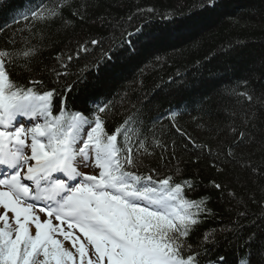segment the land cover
<instances>
[{"label":"trees","instance_id":"trees-1","mask_svg":"<svg viewBox=\"0 0 264 264\" xmlns=\"http://www.w3.org/2000/svg\"><path fill=\"white\" fill-rule=\"evenodd\" d=\"M206 3L0 0V50H35L10 76L38 92L29 81L56 87L68 113L89 116L92 103L107 102L105 132L124 125L134 149L146 143L141 172L187 180L195 190L186 199L205 198L185 255L238 264L264 246V0ZM38 6L58 15L34 18ZM141 27L158 39L136 45L129 34ZM59 108L57 100L54 115Z\"/></svg>","mask_w":264,"mask_h":264},{"label":"snow or ice","instance_id":"snow-or-ice-1","mask_svg":"<svg viewBox=\"0 0 264 264\" xmlns=\"http://www.w3.org/2000/svg\"><path fill=\"white\" fill-rule=\"evenodd\" d=\"M216 3L207 0L204 6L211 8ZM45 10L49 16L43 15ZM57 15L56 9L46 6L32 10V16L41 20ZM129 35L135 36L139 46L158 39L143 27ZM90 43L95 46L100 42L93 39ZM81 50L88 51L85 46ZM34 55L33 49L15 53L0 50V221L5 222L0 227V264H68L72 253L56 236L63 235L74 247L79 237L54 225L53 218L61 224L67 221L70 229H79L94 246L96 260L89 259L88 264H199V256L185 255V250L190 248L186 239L198 224L194 217L204 211L201 205L205 198L186 199L185 189L189 193L195 190L187 180L161 178L155 168L148 170L152 174L141 172L142 157L150 154L146 143L138 141L139 147L134 149L129 143V128L124 125L112 134L105 132L107 102L97 105L89 116L68 113L56 87L43 90L41 81H29L39 86L38 92L12 79L9 70L14 61H27ZM67 59L71 61L72 56ZM55 75L59 77L60 73ZM57 100L59 114L53 115ZM20 117L30 122L42 118L44 123L35 122L26 129L19 123ZM118 135L123 147L117 143ZM89 165L98 168L99 174L79 171ZM214 187L220 189L221 185ZM40 204L43 207L39 211L46 213L43 221L33 211ZM9 211L14 214V228L8 224ZM253 240L255 236H250L246 243ZM78 251L83 264L87 254L83 243ZM215 264L226 261L217 258ZM238 264H264V246L246 253Z\"/></svg>","mask_w":264,"mask_h":264},{"label":"rangeland","instance_id":"rangeland-1","mask_svg":"<svg viewBox=\"0 0 264 264\" xmlns=\"http://www.w3.org/2000/svg\"><path fill=\"white\" fill-rule=\"evenodd\" d=\"M29 126H34V122ZM27 143L28 144L31 143L30 136L28 137ZM28 150L30 151V149H28ZM30 163H35V162L30 161ZM24 171H26V168ZM99 171L100 170L98 168H93L91 165H89L88 167H83V170H82L83 173L92 174V175H98ZM2 213H3V209L0 208V214H2ZM36 215H38L40 217L41 221L46 219V215L44 213L40 212L39 208H38ZM4 223H5L4 221H0V227H4ZM8 224L10 227H13V228L15 227V225H14V214L11 211L8 212ZM53 224L59 225V227L63 228L65 232H71L74 236L79 237V240L76 242V246L74 247L72 245L71 241L64 239L63 235L57 234V236H56L57 239H59L63 242V246L68 251H70L72 253V260L69 261L68 264H82L80 253L78 251L80 243H83L87 249V254L83 258V264H88L89 259H92L94 261L96 260V254H95L94 246L89 243L87 237H85L84 234L79 231V229H77V228H71L70 229L68 227L67 221H65V223L61 224L60 221H57L54 218H53ZM30 228H31L32 234L34 235L35 234L34 225H31ZM13 235H15V233H13ZM40 259L41 260L43 259L42 255H41ZM105 264H107V261H105Z\"/></svg>","mask_w":264,"mask_h":264},{"label":"bare ground","instance_id":"bare-ground-1","mask_svg":"<svg viewBox=\"0 0 264 264\" xmlns=\"http://www.w3.org/2000/svg\"><path fill=\"white\" fill-rule=\"evenodd\" d=\"M33 211L35 212V214H37V211L33 209Z\"/></svg>","mask_w":264,"mask_h":264}]
</instances>
